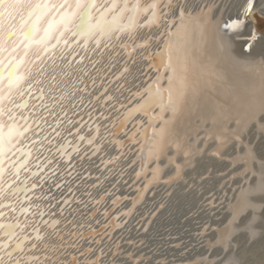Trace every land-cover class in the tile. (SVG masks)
<instances>
[{"label": "bare ground", "instance_id": "bare-ground-1", "mask_svg": "<svg viewBox=\"0 0 264 264\" xmlns=\"http://www.w3.org/2000/svg\"><path fill=\"white\" fill-rule=\"evenodd\" d=\"M246 1L194 0V3L197 6L214 5L211 20L215 27L217 21L223 23L231 18H242L241 14L237 12V7ZM129 2L131 4L132 0ZM99 3H104V0H98ZM105 6L107 5L105 4ZM256 15L264 18V0H255L245 26L239 31L234 33L212 32L209 33L206 41L201 40L198 35H193L191 38L188 45L191 60L190 80L195 85L196 97L177 119V128L184 136V145L191 155L188 157V163L184 164L185 157L182 153L176 155L174 149H169L166 153L167 156L175 155L177 164H184L180 170L179 178L172 179L168 183L164 182L176 172L174 166L164 167L167 163L164 159L159 162L163 171L157 174L158 182L151 180V169L156 163L153 160L148 161L144 173L139 179L136 178V172L141 166V147L143 146V155L145 156L150 147L146 142L145 135L151 137L153 129L159 130L161 127L160 121H155L149 128V116L138 113L133 119L137 122V126L131 135L134 138V144L120 143L124 137L113 135L114 133L110 129L109 135L105 136L104 134L102 140L98 138L100 153L98 151L92 156L88 153L84 157L85 159L73 168L76 170V174L80 171V174L73 178L75 181L71 183L68 179L72 172L61 179L63 185L66 183L65 180L68 179L67 182H69L66 188L53 191L55 207L52 209L56 213L55 218L63 221L64 217L71 219L75 216L85 225L81 231L85 233L95 231L97 233V235L89 236L88 240L99 239L101 241L99 245L95 243L89 245L87 240L81 241L83 246L81 251L86 247H91L94 251L85 256H80L78 251L69 249V254L60 257L61 261L67 262L70 260V256L75 254L77 264H82L85 259L89 261L94 259L99 254V250L103 249L104 254L99 264H109L113 250H117L115 264H196L197 261H200L201 264L206 261H210L211 264H226L232 256H237L239 259L242 257V253H244L242 250V253L234 251L242 238L245 239L244 243L246 244L256 241L260 237L254 239L245 232L237 233L231 237L230 247H228L229 243L226 244L228 239L225 240V243L218 241L219 230L226 228L229 224L232 212L240 204L238 203L240 202V195L244 192L247 183L253 181L254 174L258 176L261 197L264 201L263 166L259 161H256L257 157L261 158L264 155L259 156L258 148L254 145L255 140L260 137L264 138V70L258 67V64L264 61V57L260 55L264 49V39L253 42L250 53L246 51L249 35L253 28H255L258 36L264 34V31H261L257 26ZM47 19L48 17L45 16L41 21V27L44 26ZM173 30H175V25H173ZM160 31L162 30H151V34L160 35ZM67 36L68 33H65V38ZM177 38L174 37V40ZM68 39L71 40L72 37L69 36ZM54 40L55 34L50 43ZM93 40L89 42L91 47ZM163 42L164 37H161L159 43L153 42L147 49L145 56H151V58L145 59L143 63L145 65L143 66L144 74L141 76L139 70L128 66L129 73L124 77L120 79L114 77L115 73L121 70L120 65L127 62V59L124 60L123 57L120 58L121 61L119 59L114 60L113 64L100 63L105 65V68L101 65L104 75L100 88L104 85H109V87H104L103 93H100L102 91L98 86L91 90L90 97L99 94L95 104L96 111L106 113V109L110 106L101 105L100 102L108 92L109 94L113 93L119 83L125 84L129 90L137 92L152 83L157 75L167 76V72L163 69V64L167 58L157 55L163 47ZM74 47L77 52L82 49L81 45ZM40 51L38 48H33L29 55L34 56ZM19 54H23L22 47L17 55ZM50 56L52 53L48 54V57ZM48 57L44 58L46 61L44 64L45 74L39 77L43 83L38 86L34 85L33 91L35 93L37 87L45 89L44 103H50L51 96L56 94V92H49V88L52 87L50 83L51 72L61 70V63L66 67H74V63L69 65L66 60H56L53 64V61ZM104 61L107 63L106 59ZM157 69L160 70L159 73ZM33 77H36L35 72ZM53 77L59 80L64 76L61 78L56 73ZM129 81L130 83H126ZM111 83L112 86H110ZM166 83V79L161 80L162 85H166ZM13 97H15V93H13ZM116 98L118 102L120 96H116ZM143 99L144 97L135 98L132 107L138 105ZM7 105L8 101L6 100L4 106L7 107ZM218 108L227 109L228 118L226 120L219 119V114L216 111ZM27 109L28 119L30 115L35 114L34 120L38 113L44 114L46 112L35 99L29 101ZM159 111V108L153 107L150 114L156 115ZM19 114L21 120L24 113L20 112ZM7 115L8 113L0 116V123H3L5 130L11 123L19 124L17 121L5 118ZM170 115L169 112H164L163 118L167 120ZM214 117H216L215 123ZM127 120H123L120 126H124ZM237 120L240 121L239 126ZM40 124L43 129L41 132L46 134L47 130L50 129V120L47 118V123L45 120H40ZM130 130L126 132L129 133ZM27 133L30 135L14 138L13 143L18 140L19 144H23L24 141H32L36 138L33 127ZM236 135L239 139H236ZM224 136H228L229 139L220 147ZM30 143L28 142L27 145L29 146ZM44 145L47 146V144ZM44 145L41 149L36 150L35 157L29 161L28 168L30 170L37 167V163L32 165L35 159L46 152ZM218 148L219 153L215 154ZM103 152L105 155H100ZM39 158L41 162L42 159ZM118 166L123 167V172L117 171ZM203 167L204 172L199 173ZM210 170H213L212 178L209 177L202 181L201 176L208 174ZM10 172L11 168L6 167L3 180L0 183L8 179L7 176ZM26 176L27 172L22 170L19 179L13 178L14 175L12 174L9 179L19 183ZM212 179H217L216 185L207 187ZM146 182H148L147 188H145ZM68 194H72L70 197L72 202H76L80 198L82 203H74L70 210H66L64 207V217H61L58 207ZM101 197L103 200L96 203ZM116 198L119 199V203L113 205L112 201ZM0 199L10 201L11 205H16L18 201L16 200L17 197L9 195L7 191ZM192 199H194V204L189 205ZM186 205L188 207L185 209V213L181 214L178 222L175 221L174 219ZM11 209H0L4 210L5 213L0 221L7 223V220L12 218L15 211H11ZM125 212L130 214L125 215ZM6 214H9V218L5 217ZM184 218H186L185 221H183ZM263 221L264 218L263 220H255L252 224V230H258L259 224ZM8 223L11 222L8 221ZM176 223L180 227L175 225ZM61 227H63V223ZM209 242H212L214 246L209 247ZM117 245L119 246L118 249ZM126 253H131L133 258L139 257V259H128L125 256ZM226 255L228 257H225Z\"/></svg>", "mask_w": 264, "mask_h": 264}, {"label": "snow or ice", "instance_id": "snow-or-ice-1", "mask_svg": "<svg viewBox=\"0 0 264 264\" xmlns=\"http://www.w3.org/2000/svg\"><path fill=\"white\" fill-rule=\"evenodd\" d=\"M213 7L212 4L197 6L194 0H146L144 3H141V0H132L131 4L129 0H104V3L99 4L98 0H74V2L73 0H58V2H55V0H35V2L33 0H0V116L8 113V119L15 121L17 119L15 110L27 109L29 101L35 99L54 120V125H49L51 133L54 135L51 139L49 135H45L42 142L51 144L56 138L62 137V132L57 129L60 128L63 118L55 111L59 108L60 112L63 113V117L67 118V124L69 125L66 129L67 135L75 136L77 141L84 142L87 145H93L95 137H85L80 134L83 127L82 119L74 120L67 115L69 109L87 107L83 94L88 91V86L86 84L83 87L79 86L83 83L82 79L76 80L69 86L57 83L56 78L51 77L52 87L49 88V92H59V95L53 94L50 103H44L45 89L43 87H37L35 95H33L34 85L38 86L43 83L39 77H42L46 71L44 58L52 53V56L48 59H51L53 64L56 60H66L71 65L77 56L74 46L79 45L81 39L83 40L81 47L85 51L88 50L89 42L95 38L96 48L100 49L101 52L112 47H122L130 52L134 48L148 49L151 43H159L160 38L164 37L163 47L157 55L167 58L163 64L167 76L157 75L156 79L148 84L146 88L131 93L132 98L144 97V99L138 105L128 109L125 119L132 117L135 113H144L149 116V128L152 127L155 121L161 123L159 130L153 129L151 137L145 135L146 142L150 147L146 156L143 155V146L141 147V166L136 172V178L139 179L144 173L148 161L153 160L156 163L151 169V180L152 182H158L157 174L163 171L159 163L161 159L167 161L164 167L171 165L176 169L175 174L164 182L168 183L172 179L179 178L180 170L184 164L188 163V157L191 153L184 145V136L177 128V119L196 97L195 85L190 80L191 60L188 45L193 35H198L201 40L206 41L209 33H234L242 29L247 22L249 12L254 7V0H247L242 18H231L223 23L217 21L215 27L211 20ZM194 9L195 11H193ZM45 16L48 19L41 27V21ZM141 17H145L142 22ZM173 25H175V30H173ZM153 28L162 30L160 35H152L151 30ZM144 29H148V33L141 37L138 30ZM65 33L76 39L65 38ZM114 33L116 34L115 40L118 42L116 44L112 43ZM54 34L55 41L50 43ZM121 34H127L128 39L133 41V44L130 45L123 41ZM174 37L178 38L174 40ZM102 39L109 41L104 44L103 49L100 48ZM259 39H264V34L258 36L255 28H253L249 35L246 51L250 53L253 42ZM9 44L10 46H8ZM21 47L23 54L17 55ZM33 48H38L41 51L34 56H30V50ZM260 55L264 57V49H262ZM144 58L150 59L151 56H145ZM82 60L83 57H80L78 62H82ZM258 67L264 70V61H261ZM157 71L159 73L160 70L157 69ZM34 72L36 77H33ZM127 73H129V68L125 66L121 68L116 79L124 77ZM63 75L67 76L69 74L64 73ZM162 79H166V85L161 84ZM93 85H95L94 80ZM13 93H15V97H13ZM78 93L81 95H78ZM112 99L111 96H105V104ZM6 100L8 101L7 107L4 106ZM120 107H124V105L121 104ZM153 107L159 108L158 114H150ZM216 111L220 120L228 118L226 108H218ZM164 112L171 114L169 119L165 120L163 118ZM21 119L24 121L25 126L23 127L17 123H11L5 130L3 123H0V181L3 180L6 171L5 164L12 169V175H15L17 179H19L23 170L29 172V178L39 177V180L32 183L31 187L27 185L26 181H20L19 183L4 181L0 183V197H3L5 191H7L9 195L19 198L23 204L24 200L31 201L33 199L26 195L27 192H34L38 187L43 188L47 178L40 175V173L49 168L53 161L49 159L41 167L38 158L37 170L32 171L28 168L29 161L32 158L31 149L27 144H19L18 140L13 143L14 138L24 137L25 133L32 128L28 124V116H22ZM215 121L216 117H214V123ZM45 123H47V119H45ZM35 124L36 127L33 131L39 136L43 129L39 120ZM239 124L240 121L237 120V125L239 126ZM98 131L97 128V133ZM217 138L220 139V137ZM228 139V136H224L220 147ZM236 139H239L238 135H236ZM32 143L35 144L37 141L32 140ZM65 143H71V141L65 138ZM79 147L80 145L77 143L73 150L78 152ZM13 149H15L14 152ZM169 149H174L176 155L182 153L185 157L184 164H177L175 155L167 156L166 153ZM58 150L63 156L64 145L61 144ZM99 150V145L93 149L94 153ZM10 152L12 156H8ZM218 153L219 148L215 154ZM70 159L69 156V163ZM49 170L52 171L53 175L56 174L54 169ZM147 184L148 182L145 183V188H147ZM60 186V184H56L57 188ZM21 193H25V195L21 196ZM35 199L41 200L43 197L36 196ZM102 200L103 197L96 203H100ZM76 202L82 203L79 200ZM112 203L113 205L119 203V199H114ZM209 203L211 204V202ZM71 204L72 200L67 198L63 200V205L60 208L61 217H64V207ZM4 208H12L15 211L13 205L0 199V209ZM32 208L36 209L33 215L38 216V220L36 221L37 227L33 228L31 237L27 235L18 236L17 229L21 228L18 222H0V236L7 237L5 240H0V252L3 253L0 255V264H77L75 254H72L67 262L61 261L60 257L69 254V249L78 251L80 256H85L94 251L91 247L83 248V251H81L80 249L83 247L81 241L87 240L89 245L93 243L99 245L101 243L99 239L95 241L88 240L89 236L97 235V233L95 231L87 233L81 231L85 225L75 216L71 219L64 217L62 221L55 218V213L46 212L40 204L33 205L31 203L29 207H21L20 213L27 214ZM124 214L128 215L130 213L125 212ZM4 215L5 213L0 211V218ZM46 216H49V218L45 219ZM62 223L63 227H61ZM40 226L46 229L45 232H41ZM213 231L216 230L213 229ZM219 231V243H224L227 228ZM26 242H29L27 249H25ZM213 246L214 244L209 242V247ZM116 247L118 249L119 246ZM34 252H41L42 254L29 255V253ZM17 253H23V255L17 256ZM103 254L104 250L100 249L99 254L94 259L90 261L85 259L82 264H99ZM116 255L117 250H113L109 264H115ZM125 256L128 259H139V257L133 258L131 253H126ZM5 257H7V260H5ZM196 264H201V262L197 261ZM204 264H211V262L206 261Z\"/></svg>", "mask_w": 264, "mask_h": 264}, {"label": "water", "instance_id": "water-1", "mask_svg": "<svg viewBox=\"0 0 264 264\" xmlns=\"http://www.w3.org/2000/svg\"><path fill=\"white\" fill-rule=\"evenodd\" d=\"M103 1V0H101ZM146 2V0H141V3ZM247 1L245 3H243L241 6L237 7V12H239L242 16L243 13V9L246 6ZM254 4H255V0H254ZM143 19H145V17H141V22L143 21ZM152 30H157L155 28H153ZM140 32V36L143 37L142 35H145V33H148V29H144V30H138ZM115 33L113 34V40L112 43L116 44L118 43L115 40ZM70 35L68 34L67 38ZM72 39H76L75 37H72ZM95 40V38H93ZM121 39L127 43H129L130 45L133 44V41L129 40L127 37V34H121ZM93 40V46H89L88 45V50L85 51L82 47V49H80L77 53L76 59L72 61V64L74 63V67L71 68L70 67H66V65H63V63H61L60 66H62L61 70H59L58 72H51V77H53L56 73L59 75V77H63L64 73H68L69 75L64 76L62 79L58 78L56 79V82L59 81V83H63L65 85H72L76 80H81L83 81L82 84H80V87H83L85 84L88 86V91L85 92L83 94V99L85 104L87 105V107H81V108H77V109H69L67 112L68 117H71L74 120H81L82 119V123H83V127L81 128V135H84L85 137H89V136H93L95 137L94 143L93 145H87L84 142H80L77 141L75 136H68L66 129L69 127V125L67 124V118L63 117V113L60 112L59 108H57L55 111L57 112L58 115H60L63 118V122L60 125V128L57 129L58 131L62 132V137L56 138L55 141L51 144L47 143V142H42L43 141V137L45 135H49V138H52V134L51 133V129H48L46 134L44 133H40L39 136H36V138L32 139V140H36L37 143L33 144L32 141H24L23 144H28V142L30 143L29 148L32 150V158L35 157L36 154V150L41 149L44 144V148L46 147V152L43 153L42 155H40L39 157H41V162H40V158H39V163L41 165V167H43V165L46 163L47 160L51 159L53 161V164L49 166V168L44 169V171H42L40 173V175H43L47 178V182L43 184V188H37L34 192H27L26 195L28 197H32L33 199L31 201L29 200H24L23 204L21 203V200L19 198H17L16 200L17 203L16 205H13L16 209L12 218H9V214H6V218H9L8 221H10L11 223H19L21 225L20 229H17V234L18 236L21 235H27V236H32L33 235V228L37 227L36 221L38 220V216H34L33 213L36 211L35 208H32L27 214H21L20 213V208L21 207H29V204H40V206L46 211V212H50V213H55V211H53V207H55L54 202L55 199L53 197V191H57V190H61L66 188V186L68 185L67 180L70 179V182L72 180H74L73 178L76 176V170L73 169L79 162H81V160L85 159L84 157L87 156V154L89 153V155H94L97 152L94 153L93 149L95 146L99 145V140H102L104 134L105 136L110 132H108L110 129L112 130V133H114L113 135L117 136H123L124 140L120 143H128V144H132L133 143V137L131 136L133 131L135 130V127L137 126V122L133 121V119L138 115V113H135V115H133L130 118H127V122H125L124 126H120L121 122H123V120H125V114L127 113L128 109L132 108V104L135 101V98H132L131 93H134L133 91H131V89L129 90L128 87L125 84H117V86L115 87V90L113 93L106 94V96H111L112 95V100L109 101L107 104H105L104 102V98H102L100 104L101 105H109L110 108L106 109V113H102V112H98L96 111V102H97V98L99 94L93 95L92 97H90V92L91 90L97 86L100 88L103 81H102V77L104 75V73H102L101 70V65L105 64V65H109V64H113L114 60H118L121 61V57H123V59H127L125 64L120 65L121 68L123 67H128L131 66V68L133 69H137L140 71V76L144 74V70H143V63L145 62V58L144 56L147 54L146 51L147 49H140V48H134L132 51H126L125 49H123L122 47H112L109 49H105L103 52L100 51V49L96 48L95 42ZM55 41V40H54ZM53 41V42H54ZM109 41L107 39H104L101 41V45L100 48L103 49L104 48V44L108 43ZM83 44V40H81L79 45ZM80 57H83L82 62H78L80 61ZM107 60L105 63L104 60ZM67 63V62H66ZM102 63V64H100ZM109 63V64H108ZM68 64V63H67ZM105 65L102 67L105 68ZM119 66V65H118ZM64 68V69H63ZM108 69V67H106ZM120 72V71H119ZM119 72L115 73V78L116 76L119 74ZM85 73H87V75H85ZM106 73H108V71H106ZM126 75V74H125ZM62 80V82H61ZM93 80L95 81V85H93ZM132 81V80H131ZM126 83H130L126 82ZM113 84L111 83L110 86H112ZM104 87L108 88V86L104 85ZM104 87L100 88V93H103L104 91ZM131 91V92H130ZM137 91V90H136ZM139 91V90H138ZM99 93V92H98ZM33 95H35V93H33ZM55 95H59V92H56ZM78 95H81L78 93ZM116 96H120V100L117 102V98ZM116 98V99H115ZM37 101V100H36ZM117 102V103H116ZM123 104L124 107H120V105ZM30 111V110H29ZM73 111V112H71ZM18 114H17V113ZM23 112L24 114L22 116H28L27 112L28 109H16L15 110V114H17V119L15 121L19 122V125H24V121L21 119H19V113ZM105 112V111H104ZM118 113V114H117ZM32 114V113H31ZM39 115V116H38ZM21 116V117H22ZM45 116V117H44ZM36 119L35 118V114L30 115L29 119H28V124L31 125L33 127V129H35L36 124L35 122L37 120H45V119H49L51 122V125H54V120L51 116H49L48 112H44L43 113H38L36 115ZM5 118H8V115L5 116ZM34 120V121H33ZM102 123V124H101ZM135 125V126H134ZM97 128L99 129L98 133H97ZM131 129V130H130ZM130 130L129 133H127L126 131ZM34 132V131H33ZM108 132V133H107ZM35 133V132H34ZM51 134V135H50ZM30 135L29 133H26L25 136ZM132 139H129V138ZM65 138L68 141H71V143H65ZM99 138V140H98ZM16 142V141H15ZM42 142V143H41ZM79 143L80 147H79V151L76 152L73 150V147ZM63 144L64 145V155L62 156L61 152L58 150L60 148V145ZM134 144V143H133ZM19 146V145H17ZM101 150V149H100ZM99 150V153H100ZM15 151V149H13V152ZM10 154H12L10 152ZM9 154V156H10ZM125 154V152H124ZM100 155H104L103 153H101ZM70 156V163L68 160V157ZM101 157V156H100ZM14 158V157H13ZM37 159H35V161L33 162L32 165H34V163H37ZM101 159V158H100ZM31 164V163H30ZM64 165H66V167H64ZM5 167H7V164H5ZM49 169H54L55 170V175L52 174V171H50ZM73 169V170H72ZM126 169V168H125ZM32 171H36V168H32ZM64 170V171H63ZM123 167L122 166H118V170L117 171H122L123 172ZM72 172V173H71ZM71 173V175H69ZM12 174V169L11 172L9 173V175L7 176V182H12L11 179H9V176H11ZM69 175V176H68ZM63 176V177H61ZM66 176H68L66 183L63 185L62 184V180L63 178H65ZM13 178H16V176L14 175ZM39 180V177H33V178H29V172H27V176L25 178H23V180L21 181H26L28 186L31 187L32 183L37 182ZM56 184H60L61 186L59 188L56 187ZM98 185V184H97ZM96 185V186H97ZM68 190V188H67ZM74 193V192H73ZM25 195V193H21V196ZM72 194H68L67 199H71ZM36 196H41L43 197V199L41 200H36L35 197ZM106 196V194H105ZM15 197V196H14ZM64 198V199H65ZM79 198V197H78ZM100 199V198H99ZM117 199V198H116ZM15 200V201H16ZM4 201V200H3ZM77 201V200H76ZM79 201H81V199L79 198ZM6 202H10V201H6ZM74 203L77 202H72L71 205L69 206H65L66 210H70L73 206ZM77 204H81V203H77ZM54 205V206H53ZM63 205V202L60 204V206L58 207V209L61 208V206ZM11 209V208H10ZM3 211L4 210H0ZM11 211H13L11 209ZM53 211V212H52ZM56 214V213H55ZM49 216H46L45 219H48ZM5 223L4 221H0ZM41 232H45V228L43 226H40ZM7 239V237L4 236H0V240H5ZM34 242V241H32ZM28 243H25V249H27L28 247ZM3 253L0 252V255H2ZM41 252H34V253H29V255H41ZM17 256L23 255V253H17ZM5 260H7V257H5Z\"/></svg>", "mask_w": 264, "mask_h": 264}, {"label": "rangeland", "instance_id": "rangeland-1", "mask_svg": "<svg viewBox=\"0 0 264 264\" xmlns=\"http://www.w3.org/2000/svg\"><path fill=\"white\" fill-rule=\"evenodd\" d=\"M256 22L257 26L261 31H264V18H260L256 15ZM254 145L258 148V155H264V138L260 137L257 140L254 141ZM105 152H103L104 154ZM105 155V154H104ZM257 155V156H258ZM256 156V157H257ZM264 156L257 157L256 161H259V163L263 166V174H264ZM258 165V164H257ZM256 165V166H257ZM257 168V167H256ZM204 167L199 170V173L204 172ZM257 170V169H256ZM212 171L210 170L208 174H203L201 176V180H205L209 177L212 178ZM80 174V171L77 172L76 177ZM255 177L253 181H249L244 189V192L240 195V203L238 208L232 212V215L230 216V221L229 224L227 225V232L225 233V240L228 239L229 243L228 247L231 245V237H233L235 234H239L242 232L247 233L250 238H259L256 241L249 242V243H244L245 239L242 238L241 242L236 245L234 248V251L236 253L241 252V250L245 253H242V257L240 259L237 256H232L230 257L226 264H264V221L259 224L258 230H252V224L255 222L257 219H262L264 218V201L263 198L261 197V191H260V185L257 180V174H254ZM253 175V176H254ZM195 177V175H194ZM74 180L71 181L73 183ZM217 179H212L209 181L207 187H213L216 185ZM194 204V199L190 201L189 205ZM188 206H184V209L177 215V218L174 219L175 221L178 222V218L181 216V214L185 213V209ZM191 207V206H190ZM175 218V217H174ZM186 218L183 219L185 221ZM180 227L179 224H175ZM219 238V237H218ZM244 239V240H243ZM243 240V241H242ZM252 240V239H251ZM219 241V239H218ZM261 242V243H260ZM225 243V242H224ZM245 250V251H244ZM225 257H228L226 255ZM242 260V261H241ZM241 261V262H240Z\"/></svg>", "mask_w": 264, "mask_h": 264}]
</instances>
